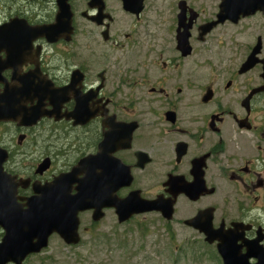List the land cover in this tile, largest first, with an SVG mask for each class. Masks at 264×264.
<instances>
[{
	"label": "flooded vegetation",
	"instance_id": "obj_1",
	"mask_svg": "<svg viewBox=\"0 0 264 264\" xmlns=\"http://www.w3.org/2000/svg\"><path fill=\"white\" fill-rule=\"evenodd\" d=\"M226 1L233 15L221 22ZM226 29L241 60L204 71V60L224 55ZM254 51L255 65L241 70ZM24 105L43 113L32 125ZM1 106L0 175L12 205L0 207V243L10 211L41 196L35 183L87 158L103 184L132 178L119 198L173 202L171 220L133 218L156 214L171 235L174 224L200 232L185 222L205 211L218 234L214 264L223 242L233 264H264V0H0ZM185 187L203 189L193 199ZM93 212L79 213V243L54 232L40 252L7 264H89L79 251L100 228Z\"/></svg>",
	"mask_w": 264,
	"mask_h": 264
},
{
	"label": "water",
	"instance_id": "obj_2",
	"mask_svg": "<svg viewBox=\"0 0 264 264\" xmlns=\"http://www.w3.org/2000/svg\"><path fill=\"white\" fill-rule=\"evenodd\" d=\"M221 22L232 18L233 12L229 9L228 2L221 6ZM256 51L247 59L241 70H249L256 63L254 56ZM73 85L60 89L59 97L67 94ZM1 111L8 116L7 106H1ZM76 114L73 117L78 118L82 109L77 106ZM43 115L37 106H23V124L32 125L39 117ZM0 117H4L3 114ZM71 117V116H69ZM83 122V121H82ZM81 122V123H82ZM100 159V155L93 157ZM87 158L82 159L70 171L61 173L52 182L46 184L43 188L36 183L34 189L41 196L34 195L28 198L27 209L21 211L19 208H13L10 211V220L12 225H6L7 233L0 243V264H7L13 259H24L30 253L40 252L48 245L49 237L52 233H59L67 243H78L80 241L79 213L93 209V219L98 221L105 216V208H114L120 223L126 222L136 214L147 213L151 211H161L164 217L172 219L173 202L163 205L161 201L147 200L131 193L127 197L119 198L115 192L122 185L131 182L122 181L121 178L112 179L108 177L106 183H102L101 173L95 168L90 169L91 165ZM89 165V166H88ZM88 166V167H87ZM2 172V169H0ZM4 173L0 175V207L3 210L5 205H12L7 200L8 193L2 190L5 186ZM81 175V177H79ZM8 181V179H7ZM75 189V193H73ZM203 187H185L183 191L189 197H195L197 190L201 191ZM3 214L0 212V217ZM187 224L199 229L206 235V241L213 243L218 238L214 234L212 217L210 213L200 212L196 217L186 221ZM15 226L13 228H10ZM16 227H22L20 230ZM227 243L219 244V250L223 256L224 264H233L228 252Z\"/></svg>",
	"mask_w": 264,
	"mask_h": 264
},
{
	"label": "rangeland",
	"instance_id": "obj_3",
	"mask_svg": "<svg viewBox=\"0 0 264 264\" xmlns=\"http://www.w3.org/2000/svg\"><path fill=\"white\" fill-rule=\"evenodd\" d=\"M220 38V54L224 52L227 58L204 60V71L225 70L230 63L238 64L241 60L227 29L221 32ZM36 157L34 153L27 162H34ZM164 226V221L156 214L119 223L114 212L108 211L100 228L92 235H85L86 245L79 252L89 264H214L213 248L201 234L182 224H174L177 233L169 235Z\"/></svg>",
	"mask_w": 264,
	"mask_h": 264
}]
</instances>
